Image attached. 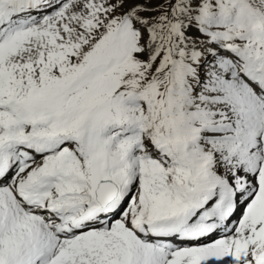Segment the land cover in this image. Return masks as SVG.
Instances as JSON below:
<instances>
[{
	"label": "snow or ice",
	"instance_id": "6c2138e0",
	"mask_svg": "<svg viewBox=\"0 0 264 264\" xmlns=\"http://www.w3.org/2000/svg\"><path fill=\"white\" fill-rule=\"evenodd\" d=\"M0 264H264V0H0Z\"/></svg>",
	"mask_w": 264,
	"mask_h": 264
}]
</instances>
